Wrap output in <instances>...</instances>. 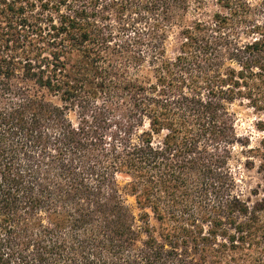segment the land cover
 Here are the masks:
<instances>
[{
  "label": "trees",
  "instance_id": "trees-1",
  "mask_svg": "<svg viewBox=\"0 0 264 264\" xmlns=\"http://www.w3.org/2000/svg\"><path fill=\"white\" fill-rule=\"evenodd\" d=\"M0 264H264V0H0Z\"/></svg>",
  "mask_w": 264,
  "mask_h": 264
},
{
  "label": "rangeland",
  "instance_id": "rangeland-1",
  "mask_svg": "<svg viewBox=\"0 0 264 264\" xmlns=\"http://www.w3.org/2000/svg\"><path fill=\"white\" fill-rule=\"evenodd\" d=\"M255 1V0H252ZM233 110L236 112L237 120L235 122V127L238 136H249L251 142H254L261 133L258 132L254 127L255 117L252 114L251 110L245 108L241 105H233ZM244 157L240 154V147H236L233 151V158L231 159V167L238 171L242 178L239 182L240 188L244 195L248 194V191L251 187H254L256 183V176L253 172L245 171L242 168ZM127 203L131 206L134 205V198L131 196H126Z\"/></svg>",
  "mask_w": 264,
  "mask_h": 264
}]
</instances>
